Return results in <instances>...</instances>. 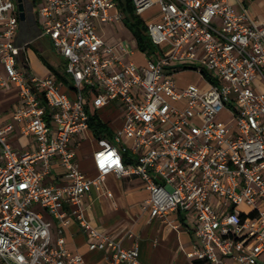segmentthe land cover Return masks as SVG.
I'll use <instances>...</instances> for the list:
<instances>
[{"label": "built area", "instance_id": "1", "mask_svg": "<svg viewBox=\"0 0 264 264\" xmlns=\"http://www.w3.org/2000/svg\"><path fill=\"white\" fill-rule=\"evenodd\" d=\"M33 1L39 34L17 44L16 0H0V91L18 94L11 121L0 125V264H86L66 247L74 222L106 264H139L137 245L123 247L84 216L92 191L112 198L110 174L141 180L150 219L177 229L173 215L191 226L193 262L264 264V19L251 3L131 0L138 17L152 18L142 20L159 51L143 54L139 66L136 49L98 33L123 23L116 0ZM44 37L72 89L53 73L39 80L18 66L21 52ZM186 72L203 86H178ZM89 94L95 110L115 105L121 115L112 138L97 141L93 179L74 148L89 130ZM16 128L32 138L30 151L12 148ZM53 162L62 185L43 182Z\"/></svg>", "mask_w": 264, "mask_h": 264}, {"label": "crops", "instance_id": "2", "mask_svg": "<svg viewBox=\"0 0 264 264\" xmlns=\"http://www.w3.org/2000/svg\"><path fill=\"white\" fill-rule=\"evenodd\" d=\"M259 17L264 19V14L259 15ZM98 33L109 44L123 42L130 46V42L134 41L132 34L123 23L99 26ZM38 34V25L31 24L27 11L25 21L20 22L15 42L22 44L29 39L36 38ZM40 39H36L18 56V66L24 68L23 70L29 77L39 80L46 78L52 72L39 61L34 51H37L51 67L62 71V68H57L45 55L44 47L38 41ZM133 45L130 47L135 50V42ZM136 50L131 60L141 66L145 62V56ZM137 58H141L143 64H139ZM2 73L3 70L0 66V74ZM178 76L176 79L178 86H185L179 84ZM17 100L18 94L15 87L10 86L9 89L0 91V125H5L11 121V112ZM97 114L99 119L107 124L111 132L121 127V115L115 105L100 108L97 110ZM9 139L12 148L18 153H24L33 148L32 138L20 135L17 128L9 135ZM84 142H88L90 148L81 152ZM74 148L78 167L89 178L93 179L96 176L93 168V154L98 149V143L90 130L75 139ZM2 162L0 150V165ZM65 181L63 170L57 162H53L50 174L44 178V184L62 185ZM105 184L112 193V198H99L97 193L92 191L84 201V216L93 227L101 232L109 233L127 249L137 245L139 264H194L187 257L194 246V236L190 231L191 226L182 222V217L173 215L168 217V221L174 222L178 226L177 229L150 219L149 213L145 209L148 192L144 189L140 179L134 177L117 178L110 174L106 176ZM129 233L133 235L132 239L128 238ZM65 242L69 250L78 252L83 256L86 264H106L104 253L91 252L87 249V237L77 223H72L66 229Z\"/></svg>", "mask_w": 264, "mask_h": 264}, {"label": "trees", "instance_id": "3", "mask_svg": "<svg viewBox=\"0 0 264 264\" xmlns=\"http://www.w3.org/2000/svg\"><path fill=\"white\" fill-rule=\"evenodd\" d=\"M116 2L118 3V7L123 15V24L132 34L136 49L147 56H159L157 47L152 44L149 36L147 35L144 21L135 14L131 0H116ZM32 5L35 6L34 1H32ZM41 60L43 64L57 77L59 82L72 89L71 81L64 72V63L62 66V71L60 72L57 69L51 67L43 58H41ZM87 97L88 99L85 110L88 115L90 132L96 141L101 139L110 140L112 138L111 130L106 123H103L99 119L97 110H95L92 105L91 94H89ZM40 101L42 104H44L42 98H40ZM194 264L200 263L194 262Z\"/></svg>", "mask_w": 264, "mask_h": 264}, {"label": "rangeland", "instance_id": "4", "mask_svg": "<svg viewBox=\"0 0 264 264\" xmlns=\"http://www.w3.org/2000/svg\"><path fill=\"white\" fill-rule=\"evenodd\" d=\"M30 1H33V0H30ZM244 3H245V5H249L251 3L253 11L255 13H257L258 15L264 14V0H251V1L244 0ZM141 19H143L146 23H150L151 20H152V18H148L147 16H145V17H143ZM38 41H39V43H41L43 45L44 50H45V55L48 58H50L52 63L57 68L61 69L62 66H63V60L53 50L50 40L47 37H44V38H41ZM133 44H134V41L132 40L130 42V46L133 47L134 46ZM34 53L36 54V56L39 59V61L43 64V62L41 60L42 57L39 55V53L37 51H34ZM137 61H138L139 64H143V60L141 58H137ZM21 69H24V68H21ZM178 79L180 80L179 84L181 83V85L182 84L187 85L188 83H192V84L198 85L199 87L203 86V84L200 82L199 77L197 75L193 74L192 72H190V73H187V72L186 73H182L181 75L178 76ZM260 91L264 92V89L261 88ZM89 145L90 144L88 142H84L81 152H85V151L89 150V148H90Z\"/></svg>", "mask_w": 264, "mask_h": 264}, {"label": "water", "instance_id": "5", "mask_svg": "<svg viewBox=\"0 0 264 264\" xmlns=\"http://www.w3.org/2000/svg\"><path fill=\"white\" fill-rule=\"evenodd\" d=\"M17 11L19 13L20 22L25 21L26 12L32 9V4L27 0H16Z\"/></svg>", "mask_w": 264, "mask_h": 264}, {"label": "flooded vegetation", "instance_id": "6", "mask_svg": "<svg viewBox=\"0 0 264 264\" xmlns=\"http://www.w3.org/2000/svg\"><path fill=\"white\" fill-rule=\"evenodd\" d=\"M28 13H29V19H30L31 24H36L37 25V18H36V15H35V8H34L33 5H32V9L30 11H28Z\"/></svg>", "mask_w": 264, "mask_h": 264}]
</instances>
